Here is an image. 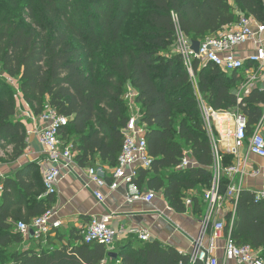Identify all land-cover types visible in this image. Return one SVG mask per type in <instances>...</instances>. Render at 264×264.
Returning a JSON list of instances; mask_svg holds the SVG:
<instances>
[{
	"label": "trees",
	"instance_id": "trees-1",
	"mask_svg": "<svg viewBox=\"0 0 264 264\" xmlns=\"http://www.w3.org/2000/svg\"><path fill=\"white\" fill-rule=\"evenodd\" d=\"M242 13L263 22V0H0V162L21 159L28 146L20 92L36 115L52 108L68 118L61 141L73 143L81 165L100 159L116 166L130 118L124 95L131 87L153 162L139 169L135 185L161 192L179 212L188 192L196 191L193 210L202 216L216 156L199 97L214 110L245 114L249 136L264 126V89L239 97L242 71L227 73L212 62L199 68L197 59L192 76L174 44L178 30L202 40ZM188 148L196 165L179 168ZM220 156L222 168L236 158ZM230 184L222 173L221 195ZM55 203V194L46 195L39 162L0 175V264H204L158 240L136 238L111 250L86 242L83 229L56 228L38 238L18 230L20 221L29 223ZM226 227L264 259V198L241 190Z\"/></svg>",
	"mask_w": 264,
	"mask_h": 264
},
{
	"label": "built area",
	"instance_id": "built-area-1",
	"mask_svg": "<svg viewBox=\"0 0 264 264\" xmlns=\"http://www.w3.org/2000/svg\"><path fill=\"white\" fill-rule=\"evenodd\" d=\"M264 3V0H263ZM233 30L224 29L219 35L209 36L200 40L199 51L193 48V40L185 35L181 30L177 31L174 49L181 53L186 66L192 76L193 62L195 59L200 61V67L203 64L212 62L219 66L223 71L231 73L241 71L246 68L247 62L253 64L252 73L245 79L243 84L236 91L240 97L245 90L251 88L257 81L264 82V39L259 37L256 52L244 59L236 55V48L250 40H255L257 36L264 33V21L260 22L251 15L241 14L239 20L233 23ZM136 91L129 87L124 95V99L130 107V118L126 128L123 130L124 142L118 159V164L111 171V178L107 170L101 166H87L84 174L89 182L96 185L94 196L99 202H104L106 196L101 192L102 188L116 190L122 183L135 185L140 168L149 169L152 167V158L148 151L147 140L144 137L146 125L141 122L140 108L135 103ZM200 107L202 111L204 128L214 146L216 163L214 182L210 189L204 193V201L207 204V211L202 220V229L207 231L209 227L213 228L216 237L222 236L226 229L224 221H215L213 216L216 207H220L227 200L238 201L240 189L235 184H231L226 193L221 195L219 192V182L222 175L221 156L218 150L216 138L217 125L226 126L232 122L226 135L232 139V152L237 153L238 149L243 147L249 140V152L260 157H264V131L262 125L256 126L253 133L248 136V118L239 110L225 111L214 110L207 106L200 96ZM18 105L22 108L23 99L21 93L16 94ZM26 121L33 120L39 122V127L34 131L37 133L39 144L46 158L40 161L43 181L46 187V195L56 194L58 184L64 174L70 173L72 167L77 165L74 145L72 142L63 145L61 141V130L68 124V118L59 114L55 109L48 108L42 114L36 115L33 111L23 110ZM23 113V114H24ZM32 132L28 129V133ZM190 151H185L184 157L179 168H188L194 163L189 156ZM226 173H239L240 164L232 165L224 169ZM257 199L264 198V190L256 193ZM154 191L146 192L132 190L127 193L126 199L132 201H145L151 203L154 200ZM187 204H192V199L188 198ZM57 211L48 210L45 214L33 218L29 223L20 221L17 228L24 235H28L30 229L34 230L36 238L47 235L53 229L60 228L62 222L56 218ZM111 214L92 216L87 226L83 229L86 242L97 241L106 245L111 250L114 249L119 230L111 224ZM131 233L139 239L148 241L150 234L142 229H132ZM225 257L230 260H236L239 264H264V259L248 245L238 244L231 236L230 231L224 247ZM191 260L200 261L204 264H220L218 258L212 254L211 249L204 248L200 242L195 244Z\"/></svg>",
	"mask_w": 264,
	"mask_h": 264
},
{
	"label": "crops",
	"instance_id": "crops-1",
	"mask_svg": "<svg viewBox=\"0 0 264 264\" xmlns=\"http://www.w3.org/2000/svg\"><path fill=\"white\" fill-rule=\"evenodd\" d=\"M225 29L229 31L233 30L234 27L231 25ZM222 31L218 32L217 35ZM259 37L264 39V33L257 36L255 40H250L239 45L236 48V55L244 59H249L256 52ZM252 66L253 64L251 62H247L246 68L241 70L244 81L252 73ZM254 87H259L263 90L264 82L262 80L257 81L251 88L245 90L243 94H248ZM23 110L27 112L31 110L29 105L24 101L22 108L20 107V116L26 123L27 128L32 131L28 133V146L21 159L6 163L0 162L1 176L12 174L15 169L20 168L27 162L40 163V161L46 158L39 144L37 133L34 131L39 127V122L33 120L26 121ZM231 123V121L228 122L226 126L217 125V134L223 136ZM262 130L264 131V126ZM248 144L249 140L243 147L238 149L237 153L231 151L233 146L231 142L225 141L218 148L219 153L231 152L235 154L236 158L232 165L240 164L241 170L239 173L229 174L223 168L222 173H225L229 177L231 184H235L240 191L246 189L257 193L258 191L264 190V157L249 152ZM187 150L190 151L189 148L185 151ZM75 161L77 165L72 167L70 173L63 175L58 184L57 193L55 194L56 203L53 206V210L57 211L56 218L62 222L59 228L62 232L67 233L72 228L84 229L92 216L111 214L110 224L119 230L114 248L138 238L130 232L132 229H142L150 234L149 240H158L164 245L178 249L181 253L190 254L193 252L195 244L200 242L204 248L211 249L212 254L218 258L220 264H239L236 260H230L225 257L224 247L229 232V230L227 232V227L223 235L219 237L214 235L212 227H209L205 232L203 231L202 220L207 211L204 196L202 200L204 213L202 216L193 210V204L188 205L186 201L188 198L192 199L197 193L196 191L188 192V197L185 200L186 209L182 212L172 207L161 192L154 191L155 197L151 203L145 201H128L126 196L129 191L139 189L140 191L146 192L149 189L145 186L139 188L136 185L126 183H122L114 191L107 187L102 188L101 192L106 196V199L104 202H99L94 196V190L97 188L96 185L89 182L84 174V169L91 165H81L76 155ZM193 163L192 166L196 165V162L193 161ZM96 165H101L107 170L109 175L108 179L110 180L111 171H113L115 166H111L109 162L101 161L100 159L93 166ZM214 167L215 164L213 169ZM236 204L237 201L233 200L223 202L220 207H216L213 220L224 221L227 225L228 216L230 214L233 215ZM28 240L32 239L28 238ZM31 243L28 241L26 245L29 246Z\"/></svg>",
	"mask_w": 264,
	"mask_h": 264
},
{
	"label": "rangeland",
	"instance_id": "rangeland-1",
	"mask_svg": "<svg viewBox=\"0 0 264 264\" xmlns=\"http://www.w3.org/2000/svg\"><path fill=\"white\" fill-rule=\"evenodd\" d=\"M224 135L222 136L221 134L220 135L216 134V138H217V142H218V148H220V146H222L225 143V141L232 143V141H231L232 139L227 137L226 133H224Z\"/></svg>",
	"mask_w": 264,
	"mask_h": 264
},
{
	"label": "water",
	"instance_id": "water-1",
	"mask_svg": "<svg viewBox=\"0 0 264 264\" xmlns=\"http://www.w3.org/2000/svg\"><path fill=\"white\" fill-rule=\"evenodd\" d=\"M192 48H193L196 52H198V51H199V48H200V40H193ZM29 235H30V236H34V230H33V229H30V231H29ZM113 255L116 256L117 254L114 253Z\"/></svg>",
	"mask_w": 264,
	"mask_h": 264
}]
</instances>
